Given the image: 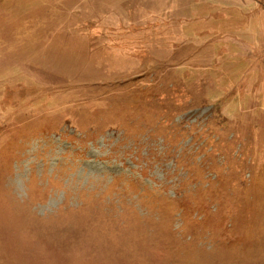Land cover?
Segmentation results:
<instances>
[{
  "label": "rangeland",
  "instance_id": "rangeland-1",
  "mask_svg": "<svg viewBox=\"0 0 264 264\" xmlns=\"http://www.w3.org/2000/svg\"><path fill=\"white\" fill-rule=\"evenodd\" d=\"M0 264H264V0H0Z\"/></svg>",
  "mask_w": 264,
  "mask_h": 264
}]
</instances>
